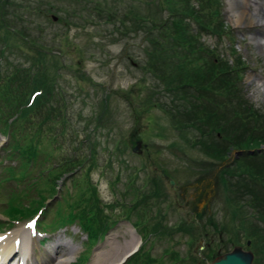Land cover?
<instances>
[{"label": "trees", "instance_id": "1", "mask_svg": "<svg viewBox=\"0 0 264 264\" xmlns=\"http://www.w3.org/2000/svg\"><path fill=\"white\" fill-rule=\"evenodd\" d=\"M9 1L0 0V41L3 43L0 59L5 57V47L20 48L30 43L36 46L28 65L8 61V66L1 69L0 64V133L7 137L0 150L4 152L5 161L16 162L3 166L4 174L0 175V191L8 190L5 198H0V203L5 205L2 207L5 220H0V228L37 215V224L43 232L78 224L91 247L117 222L106 208L113 211L115 205H123L119 199L113 203L103 202L86 172L81 181L71 177V190L65 185V179L73 176V171L84 159L73 154L55 163L56 151L62 147L60 142L69 128L66 106L58 103L61 96H56L55 92L58 87L54 84L55 71H49V67L55 68L56 64H49L46 57L52 54L48 48L45 50L26 30L17 28V14L6 21L9 10L5 7ZM139 1L129 0L122 10L99 4L93 7L99 16L104 14L112 29L119 33L118 38L112 39H127L131 35L143 39L144 56L140 67L146 79L152 81L142 83L145 95L140 102L137 101L141 93L138 87L119 91V96L129 103L134 126L129 136L116 142L114 149L123 154L126 146L134 147L136 141H141V148H147L141 135L136 133L146 125L143 120H151V112L157 107L180 140L209 159L207 163L195 162L199 173L207 174L222 164L216 183L220 184L219 194H223L227 204L228 216L223 217L227 219L218 221L209 211L206 225L193 218L187 227L189 243L203 238L205 256L212 259L228 250L226 245L239 244V238L244 235L245 241L250 240L249 249L255 256L252 264H264V150L261 153L256 150L264 145V111L243 91L241 81L248 65L231 44L234 35L222 16L224 3L221 0H141L142 5H139ZM47 11L50 8H46ZM204 35L217 38L219 42L228 37L229 46L214 48L202 40ZM109 95L101 101L103 106L98 121L110 110ZM71 138V141L75 139ZM90 148H93L92 143ZM91 149L89 158L93 160ZM250 149L254 152L248 153ZM232 150L244 151L232 162L224 163ZM0 163L3 160L0 159ZM155 165L169 174L164 165ZM59 180L63 184L61 199L57 201L53 218L46 222V200L58 192ZM161 180V176H155L150 182L155 184L154 191L162 194ZM10 181L17 183L15 188L7 184ZM201 195L197 199L206 196L203 192ZM207 199H204L206 206L201 208L203 213L208 206ZM139 203L140 200L134 204ZM198 207L193 203V214L199 215ZM248 209L250 212H246ZM145 221L139 230L147 240L150 235L170 238L173 232L185 226L179 223L176 228L168 229L161 220L151 224ZM229 225L235 226L232 227L234 237L224 239L222 234L227 232ZM194 230L197 233L205 230V234L196 237ZM217 232L219 236L216 237ZM143 245L125 264H162ZM169 255L173 262L179 260L173 250ZM189 259V264L204 260L196 252ZM73 264H80V260Z\"/></svg>", "mask_w": 264, "mask_h": 264}, {"label": "rangeland", "instance_id": "2", "mask_svg": "<svg viewBox=\"0 0 264 264\" xmlns=\"http://www.w3.org/2000/svg\"><path fill=\"white\" fill-rule=\"evenodd\" d=\"M221 1L224 3L223 19L234 35L231 44L235 45L237 52L242 55L248 65L241 81L243 91L256 107L264 111V91H262V89L264 90V44L258 46L252 40L256 33V37L264 41V21L258 24H249L248 22L236 24L235 13L231 9L230 3L228 0ZM256 1L257 3L249 1L248 8L257 10L260 8L259 2H264V0ZM126 3H129V0H10L5 7V10H9L6 21L12 20V16L14 19L17 14V22H19L17 28L26 30L35 42L45 47V50L48 48L52 55H48L46 58L50 61L49 64L53 65L55 62V68H58L55 69L48 65L50 72L55 71L54 84L58 85L55 92L56 96H61L58 103L66 106L69 128L66 134H63L64 139L61 138V135L59 136L62 139L60 142L62 147L56 151L58 157L55 163L58 164L61 158L71 157L73 154L80 155L84 159V163L73 171V176L65 179V185L71 190V177H77V180L81 181L86 172L91 179L90 182L96 185L98 195L103 202L113 203L119 199L123 205L122 207L115 205L113 211L106 208L117 222L102 239H98L96 244H93V247L89 246L85 233L76 224L66 225L65 229L49 235L51 240L43 244L39 243L45 236L42 234L41 227L36 232L33 229L34 224L26 220L16 222L13 226L3 225L0 228V234L22 229L21 235H27L25 242L28 250L30 247L29 237L36 238L33 255L39 258L45 257L44 264L59 262L63 255L56 254L55 249L68 247L74 249L75 253L67 264H72L79 255L81 264H104L105 261L112 259L113 254L116 257L117 253L118 260L116 261H119L121 254L124 253L120 252L119 245H122L126 240L129 243L133 242V239H130L134 236L131 233L133 230H137L144 240H141L140 236L135 233L136 239L140 240L139 245L141 242L144 243L143 248L150 251V255L156 261H161L162 264H189L191 260L189 257L193 256L195 252L204 259L202 261L204 262L207 258L204 253L206 248L203 238L189 243L187 222L190 223L191 220H184L186 227L173 232L170 238L163 236L157 238V236L150 235L147 240L139 228L143 225L144 220H147L146 224L161 220V212L164 215L162 222L167 228H176L180 220L185 218L183 216L189 208L188 201H194L193 203L202 207L197 200L198 196H202V192L206 195L204 199L208 198L205 214H208V211L211 212L218 221L219 219L224 221L227 218L223 217L228 216L227 204L223 200V194H219V184L216 183L217 172L222 164H218L207 174L199 173V167L195 162L207 163L209 159L199 150L186 146L176 131L168 124L163 112L157 107L151 112V120H143L142 123L146 125L136 133L141 135L147 148L140 147L141 152H137L132 151L133 146L130 145L126 146L123 154H119L114 149L116 142L129 136L128 134L134 126L129 103L119 96V91L126 90L131 86L138 87L141 92L137 99L139 101L145 95L144 89L141 88L142 83L145 81L146 84H150L152 81L149 78L146 79L147 75L140 67L144 56L143 39L132 37V35L127 39H112L114 36L118 38L119 33L112 29V24L107 22L104 14L99 16L93 7L95 4H99L100 7L107 5L122 10ZM140 4L142 5L141 0ZM46 8H50V11L46 12ZM144 8L146 7L143 6ZM261 11L264 12V9ZM51 15H55L56 20L50 19ZM10 27L13 28L11 25ZM202 40L214 48L218 47V49H226L229 46L228 37L219 42L217 38L204 35ZM1 45L3 43L0 41V48L3 47ZM35 46L36 44L30 43L20 48L5 47V57L0 59L1 69L8 66V61H17L28 65L31 62L30 57L34 54ZM26 54L29 55V58ZM128 54L131 57H128ZM260 82L261 87L258 86ZM107 94H110L107 97L110 110L104 112L102 120L98 121L97 117L100 116L103 106L101 101ZM71 137L75 139L71 141ZM6 142L7 137L0 133V146ZM91 143L92 149L90 148ZM90 149L93 153V160L89 158ZM234 152L232 150L224 163H230L233 158H238ZM2 153L4 152L0 150V159L3 160V163H0L1 176L4 174L3 166L16 163L5 161ZM55 163L53 162V166ZM156 163L166 167L178 186L174 191L165 180H161L167 192L166 202L158 201L154 197L146 198L142 194V191L148 189L143 186L149 177L154 174L159 177L158 171L154 169L157 166ZM200 176H202L201 179ZM61 182V180L58 182L57 188L60 192L56 194L57 196L48 199V211L44 219L46 222L53 218L59 203L57 201L61 199L60 193H62L61 187H63ZM7 184L15 188L17 183L10 181ZM206 190L208 193H205ZM6 191L8 190L0 191V198H5ZM139 200L141 203L135 206L134 203ZM3 206L5 205L0 203V220H5L3 218L5 215L2 213ZM246 212H250V209ZM253 220L254 218H252ZM135 224L137 225L136 229L132 227ZM236 225H238L237 221ZM227 227V232L222 234L224 239L234 237L232 227L235 226ZM193 232L196 237H200L195 230ZM218 235L217 232L215 236ZM17 239L21 244L22 236ZM239 241L240 245L245 244L244 235L239 238ZM244 244L242 245L244 246ZM234 245L237 244L232 242L226 247L231 249ZM171 250L179 255L178 261L173 262L170 258ZM17 255L20 256L18 252ZM14 257L5 264H16L18 257Z\"/></svg>", "mask_w": 264, "mask_h": 264}, {"label": "bare ground", "instance_id": "3", "mask_svg": "<svg viewBox=\"0 0 264 264\" xmlns=\"http://www.w3.org/2000/svg\"><path fill=\"white\" fill-rule=\"evenodd\" d=\"M249 1L257 3L256 0H228L231 9L235 13L234 21L236 24L247 23V22L249 24H258L264 21V12L261 11V9H264V2H259L258 4V6L260 7L259 9L252 10L248 8ZM256 35H257L256 33L253 35L252 40L255 41V43L258 46L263 45L264 41H262V39L257 38ZM258 86L261 87V82L258 83ZM262 91L264 90L262 89ZM134 231L135 230L131 231V233L134 235L130 238L133 239L132 243H129V241L126 240L122 245L121 244L119 245L120 252L122 251L124 252V253L122 252L123 255L121 254L119 261L125 256L126 253H129L131 250H134L139 245L140 240L138 238L136 239V235ZM21 233H22V229H18L13 232L0 234V264H5V262L8 263L10 260L15 258L14 256L18 257L16 264H18V262H21L23 264H44L45 257L39 258L33 255L36 238L29 237V244H30L29 247L30 252H29L25 242L26 241L25 236L27 235H21ZM21 236H22L21 244L19 243L18 245H16L15 242L17 238ZM17 252L20 254V256L17 255ZM55 252L56 254L63 255L62 259L56 264H67L70 262L72 255H74L75 253V250L71 248L69 249L58 248L55 249ZM116 260H118V253L116 254V257L113 254L112 259H110L109 261H105L104 264H118V261Z\"/></svg>", "mask_w": 264, "mask_h": 264}, {"label": "flooded vegetation", "instance_id": "4", "mask_svg": "<svg viewBox=\"0 0 264 264\" xmlns=\"http://www.w3.org/2000/svg\"><path fill=\"white\" fill-rule=\"evenodd\" d=\"M139 152H141V150H139ZM154 169H156L157 171H158V173H159V176H161L162 177V179L163 180H165L166 181V183L168 184V186H172L171 185V183H169V179H170V177H171V175H169V174H167L166 172H164V169L163 168H157V167H155ZM162 171L166 174V176H163L162 174ZM152 175H153V173H152ZM155 175V174H154ZM151 176V177H149V179H148V181H147V183L146 184H144V186L143 187H147L148 189L146 190V191H142V194H143V197H146V198H152V197H154V199H157L158 201L160 200H163V201H167V192H166V190H165V186H163L162 188H163V192H162V194L161 193H158L157 191H154V189L153 188H155V184H153L152 182H150V179L151 178H153V177H155V176ZM172 178V177H171ZM220 185V184H219ZM175 186H177V185H175ZM178 187V186H177ZM151 188V189H150ZM171 189L172 190H174L175 191V189H176V187L174 188V186H172L171 187ZM164 196H166L167 198H165ZM166 199V200H165ZM198 201H199V203H200V205L203 207V206H206V201L204 200V198L203 199H201V198H199V199H197ZM193 202L194 201H192V202H190V201H188V206H189V208L186 210V212H185V214H184V216L183 217H185V218H183V220H180V222L179 223H184V222H186V221H184V220H187V221H190V220H193V218H194V220H196V221H198V222H206L207 221V217H209L207 214H205V213H203V212H201V208L202 207H198L199 209V215L197 214V213H192V210H191V208H193ZM197 205V204H196ZM198 206V205H197ZM181 217V216H180ZM160 218H164V215H163V213L161 212L160 213ZM181 219H182V217H181ZM179 223H178V226H179ZM187 223H189V222H187ZM186 227V226H185ZM188 233H189V230L187 231ZM200 236H202V235H204L205 234V230H201L200 231V233H198ZM219 234V233H218ZM219 236V235H218ZM204 244H205V242H204ZM216 256H217V254H216ZM215 257V256H214Z\"/></svg>", "mask_w": 264, "mask_h": 264}, {"label": "water", "instance_id": "5", "mask_svg": "<svg viewBox=\"0 0 264 264\" xmlns=\"http://www.w3.org/2000/svg\"><path fill=\"white\" fill-rule=\"evenodd\" d=\"M52 19L56 20V16L52 15ZM142 146L141 141H136V146L133 147V151L139 150V147ZM264 148V145H261L256 150L261 151V149ZM243 151L237 150L235 154H241ZM254 152V150H249V153ZM163 173V172H162ZM163 176H166L164 173ZM169 183L171 185L175 186V183L173 179H169ZM176 187V186H175ZM250 241L247 239L246 245H249ZM136 248L134 250H131L129 253L125 254L122 261H124L128 256L131 255V253L135 252ZM253 252L249 249L243 248V246L236 245L234 248H232L229 251H226L219 256H217L214 260L211 262H206L205 264H252L253 261Z\"/></svg>", "mask_w": 264, "mask_h": 264}]
</instances>
